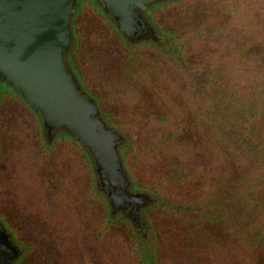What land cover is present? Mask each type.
Segmentation results:
<instances>
[{"label": "trees", "instance_id": "obj_1", "mask_svg": "<svg viewBox=\"0 0 264 264\" xmlns=\"http://www.w3.org/2000/svg\"><path fill=\"white\" fill-rule=\"evenodd\" d=\"M186 1H167L154 9L178 10L181 19L180 9L185 10L181 4ZM196 2L199 9L189 12L192 22L184 18L175 27L164 25L170 36L183 41L177 60L168 52L148 46L126 49V44L106 24L123 55L126 78H141L139 84L143 89H154L175 109L172 115H157L155 119L164 122L165 128L152 140L143 138L124 147L125 156L131 150H146V156L158 148L173 159L172 164L160 162L163 170L154 175V181L143 182L158 193L163 207H171L157 212L145 210L152 220L151 235L136 237L133 229L122 223L128 232L127 250L122 254L119 237L110 228L105 229L102 222L106 202L102 198V204L93 195L89 172H68L75 161L85 166L88 161L73 144L59 143V155L63 158L56 165L63 166L60 172L64 175L58 179L57 192L50 194L52 199L48 202L39 192L48 189L50 181L44 175L43 186L26 184L25 165L30 167L32 159L27 157L17 163L16 169L24 170L19 173L21 189L45 207L37 210L35 217L43 221L47 216L55 223V230L62 225L68 234L70 228L77 234L81 220L73 208L69 215L66 210L64 214L48 210L54 208L55 202L58 204L71 195L72 205L80 206L90 200L94 213L89 223L93 241L99 252L107 232V257L111 264H153L156 248L158 252L164 251L160 240H164L167 253L178 264H264V0ZM205 46L208 54L202 65L194 57ZM143 47L152 50L151 76L146 74L150 59L130 73L136 59L145 55ZM186 128L198 137L186 140ZM66 149L71 154L65 158ZM40 150L37 161L50 170L54 161L45 159L41 147ZM79 177L87 180L86 185L79 186ZM122 221L125 220L118 219L117 223ZM161 223L171 239L160 236ZM154 239L156 247L152 244ZM158 262L163 264L164 257L159 255Z\"/></svg>", "mask_w": 264, "mask_h": 264}, {"label": "rangeland", "instance_id": "obj_2", "mask_svg": "<svg viewBox=\"0 0 264 264\" xmlns=\"http://www.w3.org/2000/svg\"><path fill=\"white\" fill-rule=\"evenodd\" d=\"M207 1L209 0H204V2ZM181 5L185 8L184 11L180 9L182 13L179 14V16H183L181 19L178 18L177 12L179 13V11L174 9L156 8L151 13L153 25L169 36V38H167V45H159L157 47L143 44L138 47L148 46L150 48L165 51L177 60L179 57L178 54L183 47V41L181 39H174L170 36L164 25L167 24L170 25V27H175L177 26L176 24L182 22L184 18L192 22L193 15L192 19H190L189 12L199 7L196 0H187ZM207 11L210 10L208 9ZM216 12L218 14L221 13L219 10H216ZM107 23L112 27L113 33L121 38L110 20L99 8H97L94 1L82 0V2L78 4L77 14L72 20L74 39L72 40L73 48L69 56V62L83 86L91 95L96 97L101 111L109 119L110 123L131 138L128 145L124 146L127 147L135 144L138 140H145L143 138H150L152 140L155 134L165 128L164 122L155 119L157 115H172L175 113V109L167 100L161 99L154 89H143L139 84L141 78L137 79L135 75H130V79L126 78L127 71L125 69L123 55L115 45L114 37L109 31L108 25L106 26ZM122 41L126 44L123 39ZM125 48L131 50L133 46L129 47L126 44ZM143 48L142 52H145V55L142 58L138 57L136 59L130 73L137 70L142 62L150 59L149 62L151 65L148 66L146 74L151 76L153 74V63L152 56H150L149 53L152 50H148L146 47ZM207 48L208 46L199 48L197 52L198 55L194 57L195 60L201 62L202 65L208 54ZM185 131L184 138L186 140L190 141V138L195 139L198 137L197 133L191 132L187 128ZM59 143L62 145L71 143L84 154L70 138H56L52 140L50 144H45L40 136V128L37 119L27 104L14 92L3 91L1 93L0 220L11 230L15 241L25 248V254L17 264H111L112 261L110 262L107 257V250L110 245L107 244V232L104 233V240L100 242L101 248L99 252L96 247L97 243L93 241V231L89 223H91V218L94 213L91 212V208L89 207L90 200L85 201V203L80 204V206L76 204L72 205L71 202L74 195H71V197H63V200L58 204L53 202L54 208L48 209L58 210L59 214H64V210H66L65 214L67 215L68 213L69 215V213L73 211L71 208H73L74 211L79 214L81 219L79 221L80 225L77 228L79 232L76 234L72 231V228H70L71 232L68 234L67 231H65L66 227L62 225L58 226L55 230L52 226L55 223L51 221V219H48L47 216L43 221H39L34 213L38 212L37 210H45V207L39 204L36 197L32 198V194L21 189V175L19 173L21 171L24 172V170L21 168L17 170V163L19 161H25L26 158L29 157L32 161L30 167L25 165L26 172L24 173L28 179L26 184L31 186H43L45 175L46 181L48 180L50 183L47 185L48 189H42L39 193L42 194L41 196H46V202L52 199L50 194L57 192V181L64 175L60 172L63 166H60V164L56 165L62 156L59 155ZM40 147L43 150L45 159L54 161L55 165H53L50 170L45 169L43 164L37 161L38 157L41 155ZM124 147L122 154L128 172L133 180V189L138 191L147 190V192H151L158 197V193L148 186L143 185V182L154 181V175L158 176V172L163 170V165L160 162L165 161L172 164L173 159H170L171 156L168 155L167 151L163 149L159 150L158 148L150 150V154L146 156H143L146 150H136L134 153L133 150H131L130 155L125 156ZM29 150H31V152H29ZM70 154L71 150L66 149L65 158ZM73 170L78 174L85 171L89 172L90 177L88 183L90 184L91 191L103 204L102 195L94 190V180L88 161L86 166L80 161H75L74 168L68 167V172H72ZM78 181L81 183L79 186L83 184L86 185L87 183V180H82L80 177ZM69 183H72V179ZM51 184L53 187L49 188ZM59 196L60 195H58V197ZM163 206L164 205H161V207L152 208L150 210L152 212H157L159 210L171 209V207ZM104 210L102 222L105 225V229L110 228L112 234L115 235L116 238L117 236L119 237L120 241L118 242L121 247V252L125 255L128 232L125 230L122 223L126 224L128 229L131 228L130 224H127L125 221L117 223L118 219L123 217L116 215L109 218L107 208H104ZM144 216L146 218V224L143 229L139 228L138 231H136L138 235L144 234V231L151 234L150 226H152V220H149L146 212H144ZM160 226V236L164 237L165 240L171 239L169 232L163 229L164 225L161 223ZM152 244H154V247L157 246L155 239ZM160 245L164 248V251L162 252L161 249L158 252L156 248L153 264H162L158 262L159 255L164 257L163 264H178V261L175 259L173 260L167 253L165 248L168 246L164 240H160ZM121 264H124V262H121Z\"/></svg>", "mask_w": 264, "mask_h": 264}, {"label": "water", "instance_id": "obj_3", "mask_svg": "<svg viewBox=\"0 0 264 264\" xmlns=\"http://www.w3.org/2000/svg\"><path fill=\"white\" fill-rule=\"evenodd\" d=\"M92 1L124 42L132 38L129 47L168 44L169 36L153 25L151 13L173 0ZM81 2L0 0V95L11 91L27 104L45 144L66 137L84 152L108 217L120 215L138 237L136 231L146 224L145 210L161 207V199L133 189L122 154L131 138L110 123L71 68L72 20ZM149 234L144 231L142 236ZM24 254L25 248L0 220V264H17Z\"/></svg>", "mask_w": 264, "mask_h": 264}, {"label": "flooded vegetation", "instance_id": "obj_4", "mask_svg": "<svg viewBox=\"0 0 264 264\" xmlns=\"http://www.w3.org/2000/svg\"><path fill=\"white\" fill-rule=\"evenodd\" d=\"M128 39H129V41L126 42V44L129 46L131 44V42H132V38L130 36H128ZM46 141H47V144L51 143V141H49L48 139Z\"/></svg>", "mask_w": 264, "mask_h": 264}]
</instances>
